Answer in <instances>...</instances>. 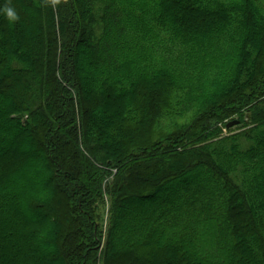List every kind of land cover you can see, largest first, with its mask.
I'll use <instances>...</instances> for the list:
<instances>
[{
    "label": "trees",
    "instance_id": "obj_1",
    "mask_svg": "<svg viewBox=\"0 0 264 264\" xmlns=\"http://www.w3.org/2000/svg\"><path fill=\"white\" fill-rule=\"evenodd\" d=\"M3 141L0 264H264V0H0Z\"/></svg>",
    "mask_w": 264,
    "mask_h": 264
},
{
    "label": "rangeland",
    "instance_id": "obj_2",
    "mask_svg": "<svg viewBox=\"0 0 264 264\" xmlns=\"http://www.w3.org/2000/svg\"><path fill=\"white\" fill-rule=\"evenodd\" d=\"M33 24L36 26V27H39L40 28V24L41 23H38L36 20H33ZM41 29V28H40ZM237 117H233L232 119H229V120H226L225 122L229 123L230 121L236 119ZM221 129H222V133L225 135V134H230V133H236L238 131L241 130L239 124H234L232 125L231 127H229L230 131L228 130V128H225L224 124L221 125ZM229 131V132H228ZM11 144L12 142L9 141H3V142H0V148L2 149V151H7V149H10L11 147ZM32 182H34V179H32ZM41 181V180H40ZM7 185V188L11 191H14L15 187H19V185H16V184H12V183H8L6 184ZM15 185V186H14ZM105 189V187H104ZM161 196H159L158 198L160 199ZM109 207H110V202H109V198L107 197V195H104V204L101 206V220H102V224H101V228L103 230L106 229V224L108 222V214H109ZM43 225L45 227H47V222H44ZM103 244H104V240L102 239L101 241V247L99 248V252H98V259L100 258L101 254H102V250H103ZM100 261L97 260V263H99Z\"/></svg>",
    "mask_w": 264,
    "mask_h": 264
},
{
    "label": "clouds",
    "instance_id": "obj_3",
    "mask_svg": "<svg viewBox=\"0 0 264 264\" xmlns=\"http://www.w3.org/2000/svg\"><path fill=\"white\" fill-rule=\"evenodd\" d=\"M5 17L6 19L9 20V22H15L16 20L19 19L18 14L16 13V11L12 8H8L5 11Z\"/></svg>",
    "mask_w": 264,
    "mask_h": 264
},
{
    "label": "water",
    "instance_id": "obj_4",
    "mask_svg": "<svg viewBox=\"0 0 264 264\" xmlns=\"http://www.w3.org/2000/svg\"><path fill=\"white\" fill-rule=\"evenodd\" d=\"M236 123H237V121H235V120L231 121V122L227 123L226 127L229 128V127H231L232 125H234Z\"/></svg>",
    "mask_w": 264,
    "mask_h": 264
}]
</instances>
